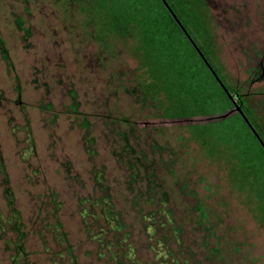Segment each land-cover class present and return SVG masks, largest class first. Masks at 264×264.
<instances>
[{"label": "rangeland", "instance_id": "1", "mask_svg": "<svg viewBox=\"0 0 264 264\" xmlns=\"http://www.w3.org/2000/svg\"><path fill=\"white\" fill-rule=\"evenodd\" d=\"M199 3L195 39L264 137V0ZM86 14L0 0V264H264L238 153L159 117L136 40Z\"/></svg>", "mask_w": 264, "mask_h": 264}, {"label": "trees", "instance_id": "2", "mask_svg": "<svg viewBox=\"0 0 264 264\" xmlns=\"http://www.w3.org/2000/svg\"><path fill=\"white\" fill-rule=\"evenodd\" d=\"M73 1L87 13L90 25L95 27L98 24L100 37L103 38L105 32L113 37L136 40V57L143 71V78L137 80V85L144 98H152L160 108L161 112L157 115L187 121H193V117H204V122H192L187 125L193 131L194 137L203 139L208 144L230 145L241 158L240 171L244 177L252 178L256 191L254 194L264 204V148L249 128V124L263 143L264 137L244 108L242 98L225 83L205 54L202 45L195 39V34H199L197 29L202 25L200 0L165 2L227 92L213 76L162 0ZM230 96L240 107L248 124L236 110L225 117L219 116L233 107ZM154 187L155 185L149 188ZM216 253L217 249H209L208 257L213 264H222L219 261L220 256Z\"/></svg>", "mask_w": 264, "mask_h": 264}, {"label": "water", "instance_id": "3", "mask_svg": "<svg viewBox=\"0 0 264 264\" xmlns=\"http://www.w3.org/2000/svg\"><path fill=\"white\" fill-rule=\"evenodd\" d=\"M164 2V4L166 5L167 9L169 10V12L171 13V15L173 16V18L175 19V21L179 24L180 28L184 31V33H186L187 38L190 40V42L192 43V45L196 48L197 52L200 54L202 60L206 63L207 67L209 68V70L211 71V73L213 74V76L217 79L218 83L221 85V87L224 89L225 92L226 89L224 87V85L222 84V82L220 81V79L218 78L217 74L215 73V71L212 69V67L210 66V64L207 62V60L203 57V55H201L200 50L197 48L196 44L192 41L191 37L187 34L185 28L182 26V24L180 23V21L177 19V17L175 16L174 12L172 11V9L169 7V5L165 2V0H162ZM230 98L233 101L234 104V110H236L237 112H239L241 114V116L243 117V119L245 120V122L248 124V120L247 118L244 116V114L241 112L240 107L235 103L233 97L230 96ZM232 112V110H229L226 113H223L221 115H219L220 117H225L228 114H230ZM249 128L252 130L253 134L256 136V138L258 139L259 143L262 145V147L264 148V143L261 140V138L259 137V135L257 134V132L253 129V127L249 124Z\"/></svg>", "mask_w": 264, "mask_h": 264}, {"label": "flooded vegetation", "instance_id": "4", "mask_svg": "<svg viewBox=\"0 0 264 264\" xmlns=\"http://www.w3.org/2000/svg\"><path fill=\"white\" fill-rule=\"evenodd\" d=\"M230 110H232V112L234 111V104H233V107Z\"/></svg>", "mask_w": 264, "mask_h": 264}]
</instances>
